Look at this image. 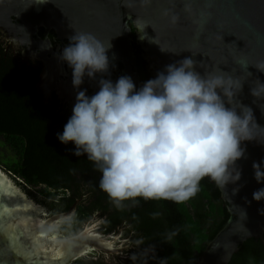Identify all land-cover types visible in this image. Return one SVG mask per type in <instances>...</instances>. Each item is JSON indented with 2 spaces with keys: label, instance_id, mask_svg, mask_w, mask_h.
<instances>
[{
  "label": "clouds",
  "instance_id": "clouds-1",
  "mask_svg": "<svg viewBox=\"0 0 264 264\" xmlns=\"http://www.w3.org/2000/svg\"><path fill=\"white\" fill-rule=\"evenodd\" d=\"M178 19L172 16L173 23ZM112 47L75 30L60 59L73 69L76 88L85 76L109 71ZM197 64L191 57L171 63L139 89L124 75L116 82L101 79L91 97L87 90L78 91L57 138L65 145L74 142L73 155L95 164L102 173L100 188L117 206L137 198L182 204L197 196L205 177L222 189L241 180L242 144L256 140L251 134L254 111L238 100L245 82L222 69L201 74ZM254 85L251 94L264 99V81ZM252 166L256 181L264 184V165ZM239 191L235 187L232 194ZM253 199L264 201V188L254 191ZM259 211L264 215V208Z\"/></svg>",
  "mask_w": 264,
  "mask_h": 264
},
{
  "label": "trees",
  "instance_id": "trees-1",
  "mask_svg": "<svg viewBox=\"0 0 264 264\" xmlns=\"http://www.w3.org/2000/svg\"><path fill=\"white\" fill-rule=\"evenodd\" d=\"M134 46L143 83L156 78L146 48ZM0 62V145L13 153L6 171L52 213L71 212L60 229L69 237L99 221L101 233L122 231L126 240L120 253L92 250L73 264H197L230 216L219 186L205 177L197 196L182 204L137 198L117 206L100 188L102 173L95 164L73 155L74 142L65 145L57 138L72 113L33 93L39 70L29 75L2 45ZM251 134L261 138L257 130ZM228 264H264V239H246Z\"/></svg>",
  "mask_w": 264,
  "mask_h": 264
},
{
  "label": "water",
  "instance_id": "water-1",
  "mask_svg": "<svg viewBox=\"0 0 264 264\" xmlns=\"http://www.w3.org/2000/svg\"><path fill=\"white\" fill-rule=\"evenodd\" d=\"M29 1L30 3L35 1L33 9L37 13H43L47 7L51 14H54V9L57 8L61 15L67 14L65 6H54L55 2L63 4L62 1L66 0H44L40 3H38L39 0ZM82 1L68 0V3L73 2L71 10L78 14L82 13L87 18L86 22L89 26L99 22L96 17L100 14L93 11L86 14L88 7ZM107 1L111 5L105 8L104 12L107 15L101 18L106 31L109 32V27L118 30L121 25L126 29L118 38L114 32L110 34L109 39L112 45L121 41L120 48L126 47L128 43L129 46L126 48L132 50V38L128 36L127 30L131 29L129 20H134L141 31L138 37L143 36L147 41L149 58L157 74L167 65L191 57L198 62L197 71L201 74L205 71L222 69L234 76H239L240 80L245 82L238 100L253 109L256 121L253 120L251 130L260 132L261 138L252 134L257 141H245L242 144V147L246 148V154L238 161V166L242 170V177L238 184H230L226 189L219 187L230 216L197 262V264H228L233 254L239 249V245L246 239L253 236L264 239V215L259 211L264 208V201L257 202L253 199V192L264 188V184L256 181L252 166L253 162H261L264 165V99H257L251 94V88L255 86L256 80L264 81V72L255 67L256 65L264 67V0ZM18 2L28 5L27 0H18ZM186 3L189 5L187 10ZM173 15L179 17L178 22H172ZM59 23L64 26L62 22L59 21ZM71 28L75 29L74 26ZM122 52L124 54V51ZM132 57L136 58L134 53ZM60 72L65 73L64 67H61ZM58 81L63 82L60 80V75H50L45 69L38 86L44 88ZM134 82L138 89L143 86L138 73L135 74ZM64 84L67 87L71 85L70 82H64ZM89 88L90 82L86 80L81 85L80 91L87 90L89 94ZM76 97L77 93L73 107ZM238 186L240 191L233 195V188ZM3 193L0 190V211L4 207L1 200ZM70 214L71 212L61 213L56 217L67 218ZM2 226L0 225V264H71L78 257L92 250L109 253L122 250V247L114 245L119 236L118 233L113 234L114 236L110 237L111 240L106 241L100 237V233L90 234L91 230L87 231L85 228L80 234L68 238L66 242L68 251L63 257L54 258L41 252L40 255H33V259L27 262L21 254L12 249ZM18 232L21 236L20 242L27 247L28 251H31V239L21 228H18ZM108 244L112 247H108Z\"/></svg>",
  "mask_w": 264,
  "mask_h": 264
},
{
  "label": "flooded vegetation",
  "instance_id": "flooded-vegetation-1",
  "mask_svg": "<svg viewBox=\"0 0 264 264\" xmlns=\"http://www.w3.org/2000/svg\"><path fill=\"white\" fill-rule=\"evenodd\" d=\"M27 2L28 5L24 3L20 4L18 0H0V48L2 45L6 55L18 62L20 64L19 67L25 69L29 75H31L33 70H39V79L34 85L33 90V93L39 99H43L47 104L58 102V104L63 105L65 109H69L72 113L75 94L80 91L81 86L76 88L73 85V69L67 62L60 59V54L64 47L69 44V37L75 33V30L89 32L107 46L111 42L109 39L111 33L114 32V35L118 38L126 29L121 25L118 30H113L109 27V32L106 31L105 25L102 24L104 21L101 18L105 16V14L107 15L104 10L111 5L110 2L108 4L107 0L82 1V3L84 2L86 7H88V10L86 9L85 11L86 14H89L91 11L100 14V16L96 17L99 22H94L90 24V26L86 22L87 18H85L82 13L78 14L75 13L73 9L71 10L73 2L68 3V0L62 1L63 4H57L55 2L54 5L57 7H61L62 5L65 6L67 12L66 16L65 14L61 15L58 8L54 9V14H51L47 7L43 13H37L33 9L35 1L30 3V1L27 0ZM59 21L62 22L64 26H62ZM129 24L131 29L127 31L128 36L132 38V50L126 48L129 46L128 43L126 47L120 48L119 46H121L120 44H122V42H115L108 53L110 58L109 71L107 73H97L95 78H90L88 76L84 78V81L88 80L90 82L88 94L90 97L100 90L99 81L101 79H111L113 82H116L119 77L127 75L131 76L134 81L135 74L138 73L143 83L134 42L140 43L146 48L147 52L144 54L148 57L150 61L149 65L157 76L155 67L151 62V58H149L147 41L143 36L142 39L138 37V33H141V31L135 25L134 20L130 19ZM70 25L74 26L75 29L71 28ZM122 40L125 41L126 39ZM122 51H124V54ZM132 53L136 56L135 59H133ZM61 67L65 69L64 74L60 72ZM45 69L48 70L50 75H60V80L63 82L58 81L55 84H51V86L40 88L38 82ZM64 82H70L71 85L67 87Z\"/></svg>",
  "mask_w": 264,
  "mask_h": 264
},
{
  "label": "bare ground",
  "instance_id": "bare-ground-1",
  "mask_svg": "<svg viewBox=\"0 0 264 264\" xmlns=\"http://www.w3.org/2000/svg\"><path fill=\"white\" fill-rule=\"evenodd\" d=\"M0 172V190L1 193L2 190L4 192L1 197L4 207L0 211V225H4L2 227L12 249L21 254L27 262L33 259V255H40L41 252L54 258L63 257L64 253L68 251V245L64 243L58 248L53 246V249L48 250L46 245L47 224L42 225L41 220L35 218L34 205L26 199L24 194L15 191L12 180L1 169ZM18 228L25 231V235L31 239V251H28L27 247L20 242L21 236ZM52 237L55 241L58 240L57 236Z\"/></svg>",
  "mask_w": 264,
  "mask_h": 264
},
{
  "label": "rangeland",
  "instance_id": "rangeland-1",
  "mask_svg": "<svg viewBox=\"0 0 264 264\" xmlns=\"http://www.w3.org/2000/svg\"><path fill=\"white\" fill-rule=\"evenodd\" d=\"M1 140H3V139L1 138L0 142H2ZM10 154L13 155L12 151L9 148H7L5 145L1 144L0 145V159L2 161H0V169L2 170L3 173H5L8 176V178L10 180H12V182L14 184L15 191H17L21 194H24L26 199L29 200L34 205L33 209L36 210V211L34 210L35 218L39 221L41 220L42 225L47 224L48 235L46 237V241H47L46 245H47L48 250L53 249V246L58 248L62 244H64V243L66 244L69 236L64 234L60 230L62 224L65 221V218L56 217L58 214L52 213L46 206H44L43 204L39 203L34 198H32L29 195V193L27 192L26 186H24L23 184H20L17 180H15V178L8 171H6V168H5L6 160H8V158L11 156ZM22 199L24 200V198H22ZM95 224H98V226H95ZM86 230L87 231L91 230L90 234H94V232L100 233V237H103V239H105L106 241L111 240L110 237L114 236L113 234L101 233L99 221L98 222L93 221V223L91 225H88L86 227ZM118 234H119V236H118V238L116 237L117 240L115 241L114 245L118 246V247H122V250H124V244L126 243V240L123 238L122 231L118 232ZM52 236H57L58 240L55 241V239ZM48 250H46V251H48ZM121 251H119V253ZM71 264H73V262Z\"/></svg>",
  "mask_w": 264,
  "mask_h": 264
},
{
  "label": "snow or ice",
  "instance_id": "snow-or-ice-1",
  "mask_svg": "<svg viewBox=\"0 0 264 264\" xmlns=\"http://www.w3.org/2000/svg\"><path fill=\"white\" fill-rule=\"evenodd\" d=\"M108 247H110V248H111V247H112V245H111V244H108Z\"/></svg>",
  "mask_w": 264,
  "mask_h": 264
}]
</instances>
